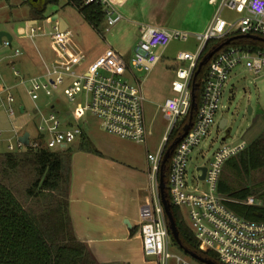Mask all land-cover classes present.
<instances>
[{"label": "built area", "instance_id": "built-area-1", "mask_svg": "<svg viewBox=\"0 0 264 264\" xmlns=\"http://www.w3.org/2000/svg\"><path fill=\"white\" fill-rule=\"evenodd\" d=\"M76 1L80 4L100 2L105 8L106 26L121 19V14L110 7L107 0ZM210 1L216 3V9L206 30L197 36L196 50L178 52L176 59L187 63L174 70L171 94L157 105L166 124L155 151L146 154L149 161V193L140 212L142 250L145 256H154L158 264H168L171 258L178 264H188L181 255L169 250L168 222L159 191V172L164 153L180 136L163 165L164 175L167 164L164 183L170 204L185 209L198 248L203 252L214 251L220 264H264V220L249 219L227 204L229 201L257 204L256 198L250 195L244 200H235L218 190L223 164L245 149L247 140L223 145L213 153L208 164L196 166L197 178L206 183V189L190 188L186 180L188 155L199 145L214 122L223 86L232 69L240 63L255 73L264 69V49L251 51L238 46H223L216 51L209 59L203 77L200 103L193 109L192 115L194 110L196 112L192 123L183 135V126L191 109L192 79L206 42L216 38L226 40L239 34L264 38V0ZM224 9L235 10L239 15L228 20L222 15ZM139 33L129 60L113 49H107L90 61L87 53L75 42L72 31L68 28L61 30L58 22L53 21L49 35L53 57L48 62L43 61V70L24 75L12 66V75L18 84L25 86L32 101L35 131L31 134L28 130V144L20 141L16 132V144L9 142L7 150L20 151L27 146L48 150L67 148L82 135L87 117L95 118L99 128L106 133L146 144L152 134L151 122L148 123L145 116L143 82L135 71L150 72L172 40L186 41L191 34L148 24L142 25ZM29 34L30 37L37 34L34 25L30 26ZM1 44L11 47L12 41L3 36ZM158 47L161 48L159 53L156 52ZM12 55H22L21 48L15 47ZM126 75L125 79L121 77ZM9 89L3 84L0 74V90ZM53 93L64 95L72 107L65 109L57 106L58 95L54 101L43 103L44 107L39 105L40 94L50 96ZM7 100L9 104L14 101L13 95L8 93ZM8 113L14 114L11 106ZM201 167L206 168L203 179L200 178Z\"/></svg>", "mask_w": 264, "mask_h": 264}, {"label": "rangeland", "instance_id": "rangeland-1", "mask_svg": "<svg viewBox=\"0 0 264 264\" xmlns=\"http://www.w3.org/2000/svg\"><path fill=\"white\" fill-rule=\"evenodd\" d=\"M29 1L30 0H0V30H6L14 35L11 47L0 43V74L4 71L11 79L9 82L11 86L9 91L0 90V152L7 150L9 142L16 144L17 138L15 134L17 131L21 133L25 130H29L31 134L35 131L32 120L34 116L32 101L26 93L25 86L18 84L17 80L12 77V66L16 69H23V66L19 61L15 64H8V61L12 59L11 55L15 47L29 43L33 47L36 56L34 47L36 45L39 52L49 59L53 53L49 36L53 21L49 15L53 13H57L59 16L66 19L69 23V29L74 35L75 42L82 47L87 54L89 53L88 57L90 61L97 57L95 53L105 46L114 45V39L118 38L117 34H112L111 28L110 30H103L101 34L97 33L92 26L85 21L76 7L66 4V0H57L56 2L48 3L44 10V17L37 18L36 23H34L37 33L41 34H37L31 41L29 39H24L19 42L17 40L18 30L24 38L27 37L26 35L28 33V26H26V22L24 21L25 19L29 21L30 16H32ZM222 15L226 19L232 20L239 15V12L224 9ZM30 22H32V19ZM197 44L198 39L195 36H189L186 41L174 39L170 42L164 55H162L157 66L153 70L148 74L146 71H135V74L143 82L142 89L146 98L144 102L145 116L147 122H151L152 134L147 139L146 144H139L141 145L140 147L130 149L131 147L128 145V142L132 141H125L126 139L106 133L99 128L95 118L87 117L83 126V134L90 141L91 148L94 149L91 150V152H96L95 150L97 148H101L104 153H107L105 155H111L107 150L109 151L111 147L115 148L114 150H118V146L123 144L129 146L130 152H132L136 158L142 160V158L145 157L146 150L150 152L155 151L156 144L166 124L163 114L160 110H157V105L171 94L170 85L174 78L173 70L187 63L177 60L176 55L180 51L194 52ZM114 49L119 51V53L122 52L115 46ZM160 51L161 48L158 47L156 52L159 53ZM132 53L133 49L124 58L129 60ZM121 77L125 79L127 75ZM9 85L7 84V86ZM8 93L14 97V101L10 102V104L7 100ZM57 95V93H53L50 96L40 94L37 102L39 105L43 106V103L54 101ZM56 102L57 106H61L65 109L72 107L68 99L62 94L58 95ZM20 105L25 107L24 112L20 110ZM10 106L14 111L13 117L8 115ZM249 106L252 108V113H249ZM61 117H64V113L61 114ZM221 118H226L227 120L223 128L219 126ZM254 118L256 119L253 120ZM17 119H20L21 122H18ZM182 120L181 118L180 121ZM15 123L17 125L20 124L21 127H14ZM259 134H264V69L255 73L249 70L244 63H240L232 69L223 86L219 108L215 113L214 122L210 125L208 133L202 138L199 145L195 146L188 155L186 180L189 187L206 189V183L197 178L198 171L196 170V166L208 164L213 157V153L217 149L226 144L237 143L242 139H246L247 142H249ZM82 135L78 136L75 142L68 146V148L71 149L70 158L67 160L66 165L70 168V172L74 165L75 154L79 151L86 150L79 148ZM227 160L223 164L219 180L222 179L230 187V191L249 187L252 190L251 195L256 198V203L264 204V169L249 170L248 172L245 170H235L227 164ZM224 195L228 198L238 200V198H232L228 194ZM181 211L183 212L185 222L190 227L185 209L181 208ZM168 240L169 250L172 253L181 255L192 264H204L183 251L174 243L170 236ZM211 252L218 260L216 253L214 251Z\"/></svg>", "mask_w": 264, "mask_h": 264}, {"label": "trees", "instance_id": "trees-1", "mask_svg": "<svg viewBox=\"0 0 264 264\" xmlns=\"http://www.w3.org/2000/svg\"><path fill=\"white\" fill-rule=\"evenodd\" d=\"M56 1L30 0L33 17L43 18L46 5ZM66 4L76 7L85 21L101 34L105 27V8L100 2L80 4L76 0H66ZM224 39L208 40L202 56ZM227 46L251 51L264 49L261 40L250 37L232 38L224 45ZM207 68L208 62L195 78L193 93L196 106L200 103ZM79 148L94 150L84 134ZM70 149L48 150L27 146L20 151L0 152V264H100L89 246L75 235L69 213L70 168L66 163L70 158ZM227 164L235 170L247 172L264 169V134L252 138L245 149L227 160ZM163 177L167 179V164ZM218 190L238 200H244L252 193L249 187L230 191L222 179L219 180ZM165 195L169 199L167 189ZM228 206L249 219L264 220V204L229 201ZM171 211L182 246L218 261L211 251L203 252L198 248L181 209L171 204Z\"/></svg>", "mask_w": 264, "mask_h": 264}, {"label": "crops", "instance_id": "crops-1", "mask_svg": "<svg viewBox=\"0 0 264 264\" xmlns=\"http://www.w3.org/2000/svg\"><path fill=\"white\" fill-rule=\"evenodd\" d=\"M107 2L121 14V19L111 26L104 25V30L111 28L112 34H117L118 38L114 39V45L105 46L95 53L97 57L107 49L119 53L114 46L121 50L119 54L125 57L132 49L134 50L139 39V29L146 24L161 26L168 30H184L197 37L206 30L216 9V3L210 0H107ZM53 15L54 13L49 16L52 18ZM62 18L69 29V23ZM36 19L33 15L29 21L25 19L24 22L28 26L27 37L24 38L18 30L19 42L24 39L31 41L37 34H41L37 33L30 37L29 29L36 23ZM11 36L12 41L14 35ZM19 47L22 55L19 57L11 55L12 59L8 64L19 61L23 66V69L19 70L24 75L41 72L44 68L43 61L48 62L53 57V53L49 59L43 56L36 45L34 46L36 56L29 43L21 44ZM1 76L3 84L9 85L10 77L4 71ZM12 77L14 78L13 75ZM8 115L14 116L9 113ZM17 121L21 122L20 119ZM14 127L20 128L21 125L15 123ZM25 131L21 133L17 131L18 136ZM128 145L131 148L123 144L118 146V150L111 147L109 151L107 150L111 155H105L107 153L101 148H97L96 152L84 150L75 154L74 165L69 173V213L75 235L89 246L100 264H158L155 257L145 256L143 253L139 225L140 212L147 202L149 193V161L146 156L148 150L145 157L140 160L129 148L141 145L133 141L128 142ZM168 264L178 263L171 258Z\"/></svg>", "mask_w": 264, "mask_h": 264}, {"label": "water", "instance_id": "water-1", "mask_svg": "<svg viewBox=\"0 0 264 264\" xmlns=\"http://www.w3.org/2000/svg\"><path fill=\"white\" fill-rule=\"evenodd\" d=\"M52 21H57L59 28L61 30H64L68 27V24L65 22V20L61 17L58 16V14H54L52 16ZM5 36L8 40L12 39L11 34L6 31V30H0V43L2 41V37ZM235 37H250V38H254V39H259L264 43V38L256 36V35H251V34H239V35H235V36H231L229 38H227L226 40H224L223 42H221L220 44H218L217 46H214L213 48H211L210 50H208L200 59V61L198 62L197 68L194 72L193 75V79H192V95H191V109L188 115V121L187 123L183 126V135L186 133V131L188 130L189 126L192 123V111L193 109L196 107L195 104V100H194V86L196 84L195 82V78L197 76V74L199 73V71L201 70L202 66L204 64H206L209 59L212 57V55L218 51L220 48H222L224 45H227L230 40L232 38ZM20 110L23 111V106L20 107ZM249 113H252V108L249 106ZM256 118H254L253 120H255ZM227 123L226 118H221L220 122H219V126L221 128H223ZM28 136H29V132L25 131L21 136H19V140L22 141L25 144H28ZM180 139V136L176 137L171 144L169 145L168 149L165 151L163 159H162V163H161V167H160V172H159V191H160V198H161V202L163 204V208L167 217V222H168V228L170 231L171 236L175 239V241L179 244V246L182 247L183 251H185L186 253H188L191 257L195 258L196 260L204 263V264H220L219 262L203 256L202 254L192 251L186 247H183L181 244V241L179 239V234H178V229H177V225H176V221L174 219V216L172 214L171 211V204L169 202V200L166 198L165 195V183H164V177H163V165L166 162L169 154H170V149L173 147V145ZM205 167H201L202 170V174L200 175V178L203 179L204 178V174H205Z\"/></svg>", "mask_w": 264, "mask_h": 264}]
</instances>
